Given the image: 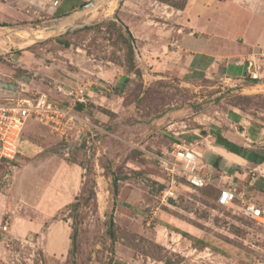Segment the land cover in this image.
Listing matches in <instances>:
<instances>
[{"label": "rangeland", "instance_id": "rangeland-1", "mask_svg": "<svg viewBox=\"0 0 264 264\" xmlns=\"http://www.w3.org/2000/svg\"><path fill=\"white\" fill-rule=\"evenodd\" d=\"M0 1L9 6L0 17V83L14 86L13 96L60 105L81 88L88 100L77 115L89 124L62 139L28 120L17 158L0 159V191L18 211L31 209L53 180L57 193L72 194L40 230L2 226L0 264H264L263 225L216 205L213 186L182 183L162 202L167 180L154 159L179 142L212 165L214 154L202 150L219 125L264 155V0H170L206 15L207 28L191 35L179 29L190 20L186 11L168 14L170 5L153 0H87L67 30L61 22L55 28L52 3L33 10L36 0ZM250 55L257 82L225 74L226 64L244 66ZM59 159L80 171L61 170ZM259 164L252 173L246 167L245 189L238 188L264 205ZM220 167L202 164L201 173L216 180L243 172L225 161ZM249 177H257L253 186Z\"/></svg>", "mask_w": 264, "mask_h": 264}, {"label": "built area", "instance_id": "built-area-1", "mask_svg": "<svg viewBox=\"0 0 264 264\" xmlns=\"http://www.w3.org/2000/svg\"><path fill=\"white\" fill-rule=\"evenodd\" d=\"M57 3L58 0L53 1V5L56 6ZM259 55L264 57V52ZM254 57L255 55L246 60V75L250 79L258 80L260 77ZM79 89L67 91L71 101L62 106L43 96L16 97L10 90L0 87V159L13 161L17 158L28 120L47 127L62 139H67L70 132L78 130L82 125L88 127L89 124L81 120L74 111L76 103L86 104L88 100V93ZM154 159L164 171L167 180L166 187L160 193L162 202L175 197V188L182 183L193 189L213 186L218 190L215 197L218 206L237 208L244 216L255 219L264 226V206L239 190L238 185L227 175L221 173L216 180L211 175H203L202 154L199 151L174 142L170 151L160 152ZM247 171L252 173L254 170Z\"/></svg>", "mask_w": 264, "mask_h": 264}, {"label": "crops", "instance_id": "crops-1", "mask_svg": "<svg viewBox=\"0 0 264 264\" xmlns=\"http://www.w3.org/2000/svg\"><path fill=\"white\" fill-rule=\"evenodd\" d=\"M53 1L54 0H36L35 4L37 6H32V9L33 10H36L37 8L39 9L40 7L38 6V4H40V3L44 4V5L47 2L52 3L50 8H49V11L48 12L46 11V12L53 19V21H55L53 23L55 28H57V26L59 25L60 22H61V24L59 25L58 28H61V27L64 28L65 26L72 24L73 19H75L72 16L75 13H78L79 11H81L83 9V7H79L80 3L83 1H87V0H58V3L56 6L53 5ZM153 1L156 2V4H158L161 7L163 5L167 6L166 3L161 2L159 0H153ZM34 2H35V0H34ZM198 5H199V8L204 7L203 5H200V4H198ZM2 6H3V3L0 1V17H3V16L7 17L6 14L9 12V6L5 5L4 8ZM170 8L172 9L171 11L169 9H166V10L164 8L163 9L168 14L174 13V11H179V12L183 13V11H186V9H188V5H186L183 9H175L171 6H170ZM56 10H57V12L67 13L68 15H61L59 17H54L53 14ZM186 14H189L188 16L185 17L186 21H187V19H189V17H190V20L187 21V26L185 25V23H182V26L179 27L180 30H183L184 28L189 27L188 35H191L197 29H206L207 28V26H206V28L204 26L206 23L209 22L208 19L206 18V15L204 18H202V16L199 15V13H196L193 11H191V12L186 11ZM203 19H205V20H203ZM205 21H206V23H205ZM189 25H192V28ZM70 27L71 26H69V27L67 26V28H65L64 30L70 29ZM192 42H193V46H191V47L196 48L198 46L199 47L202 46L205 51L208 50V47H204L203 44L199 45L200 43L194 42V40H192ZM204 53H206L205 55L209 54L207 52H204ZM251 55L247 59H249L251 57ZM246 60H245V62H243L244 66H240L241 64H238V63H233L232 65L226 64L225 69H224V71L226 72L225 74H228L232 77L233 75L234 76L240 75L239 73H243V72L246 73ZM258 60H260V58ZM262 61L264 63V60H262ZM212 65H215V62H213L211 64V66ZM258 73L261 74V70H258ZM231 114L233 116H238V114H236L234 112H231ZM238 117L240 118V116H238ZM217 127H218L217 133H219L220 135H222L224 138L228 139L229 141L234 142L237 145L242 146L243 148L247 149L246 144H244V142L231 139L232 132L226 130L221 125H219ZM194 131H196V130H194ZM23 142H28L27 139L24 138V136L22 138V141L20 142V145H22ZM202 151L203 152L208 151V152L214 154L215 160L218 158L217 162L219 165V169H221L220 165L224 161L227 162L228 165L235 166L236 169H241V171H243L242 173L235 172L233 174H228V175L226 174V175L230 179H232V181L235 182L238 185V187L243 185L244 189H245V185L243 184V180L246 178V175H247V173L244 171L246 169V167H249L250 170H254V169L258 168V166L260 167L262 165V164H256V163L250 162V161L246 160L245 158H243L242 156L228 151L223 146L216 144L214 141V138L212 139L211 146L209 148L202 150ZM202 157H203V154H202ZM57 163H59V167H62V168H60L61 170H63V168L66 167L67 170H69L73 173L74 172L77 173L80 171V168H78V166H76L74 164H68L66 161H64L62 159H59L57 161ZM202 164L205 165L207 167V169H209V171H211L212 168L216 169L212 165L206 164L204 161H202ZM222 171H224V170H222ZM59 174L60 173L58 172L56 176L58 177ZM260 175H261V177L264 178V174H260ZM242 176L245 178H243ZM256 179H257V177L256 178L255 177L250 178L248 180V185L249 186L254 185L256 183ZM65 180L69 181L68 178H66ZM60 181H62L61 178H60ZM54 183H55V180H53L52 182L49 183V185L45 189L46 190L45 194H43L34 205H32L31 209H26V210H23L22 212L18 211L17 208H14V207H18L17 203L13 204V202L8 199L6 194H4L2 191H0V228L2 226L6 227V229L8 228L13 233H15V232L24 233V232H29V231L40 230V228L44 226L45 222L48 221L50 218H52L64 205L69 203L68 201H70V199L72 198L71 193L70 194L61 193V192L57 193L56 187L53 185ZM58 190H59V188H58ZM243 192H244V190H243ZM64 243H65V246L67 247V241H65ZM124 263L125 264H131L130 262H124Z\"/></svg>", "mask_w": 264, "mask_h": 264}, {"label": "trees", "instance_id": "trees-1", "mask_svg": "<svg viewBox=\"0 0 264 264\" xmlns=\"http://www.w3.org/2000/svg\"><path fill=\"white\" fill-rule=\"evenodd\" d=\"M159 1L164 2V3H166V4L170 5V6H173L175 9H183L184 8L183 7L184 4H183L182 7L179 6V5H176L174 3L170 4V0H159ZM86 4H87V2L83 1V2L80 3L79 7H82V6L86 5ZM53 15H54V17H59L61 15H68V14L67 13H63V12H57V10H56ZM3 25H5V24H3ZM83 27L88 28L89 26H83ZM65 33H67V31H65ZM61 38H63V37L58 36L57 39H61ZM251 80L253 82H257V79H251ZM68 103H69V101L66 104H63L62 106H66V105H68ZM84 105L85 104H82V103H76V105L74 107V111L78 113V111H81L84 108ZM214 141H215L216 144L223 146L224 148H226L230 152H233V153H235L237 155L242 156L243 158H245L246 160H248L250 162L259 164V163L264 161V155L263 154H258L257 152H254L253 150H248L246 148H243L242 146H239L236 143L231 142L228 139L224 138L219 133L215 134ZM217 159L212 162V166L214 168H216V169H219V165H218ZM251 186H253V185H251ZM208 187H210V186H208ZM208 187H205V188H208ZM205 188H202V189H205ZM214 202H215V198H214ZM215 204H216V202H215ZM261 205L264 206L263 204H261ZM112 224H113V222L110 221V225H112ZM109 231H110V229H109ZM76 235H77V230H76L75 227H72L71 234L69 236V239H70V250H69V252L72 253V254L75 252V249H76Z\"/></svg>", "mask_w": 264, "mask_h": 264}, {"label": "water", "instance_id": "water-1", "mask_svg": "<svg viewBox=\"0 0 264 264\" xmlns=\"http://www.w3.org/2000/svg\"><path fill=\"white\" fill-rule=\"evenodd\" d=\"M86 6H88V4L82 6L83 8H85ZM0 87L1 88H5V89H8V90H13L15 89L14 86H12L11 84H3V83H0Z\"/></svg>", "mask_w": 264, "mask_h": 264}]
</instances>
